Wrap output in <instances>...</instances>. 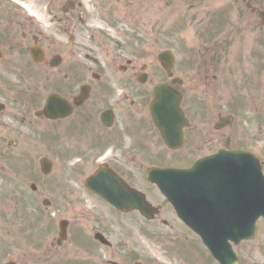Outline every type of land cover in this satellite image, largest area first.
Segmentation results:
<instances>
[{
    "label": "rangeland",
    "instance_id": "1",
    "mask_svg": "<svg viewBox=\"0 0 264 264\" xmlns=\"http://www.w3.org/2000/svg\"><path fill=\"white\" fill-rule=\"evenodd\" d=\"M92 1L82 0L86 9L83 13L85 25L77 22L74 13L70 15L73 18H69L66 23L62 21L60 28H57L53 19L60 17L56 11L62 5L63 0H0V32L8 30L20 34L22 30L16 25L20 23L27 25L26 18L23 21L21 19L12 20V7L15 5L24 11L26 16H30V24L33 23L30 30H34L35 33L37 30L42 34H72L71 37L73 36L75 41L82 43L83 58L87 57L89 61L93 58L95 60L96 51L103 48L97 44V41L95 45L91 40V35L89 36V34H97L99 38L106 40L107 47L110 46L118 57L124 59L121 61L122 64L129 59L137 63H152L150 60L152 54L149 49L147 58L142 60L139 57L142 51L139 36L145 34L144 31L135 32L134 26L139 20L144 24L154 25L155 22L162 24V30L159 29L161 31L158 33L153 31L152 34L161 35L164 43L163 49L177 47V39L180 40V47L190 48V51L186 53L185 61L179 60V68H189L195 57V50L192 49L205 44L203 38L207 34H203L200 30L195 31L188 25L194 14H189L191 7L186 0H158V3L150 7L146 4L138 5L137 0H129L132 5L130 9L125 8L126 1L121 0L115 7L120 21L112 26V19L115 15H109L104 9L101 11L97 6V0ZM98 2L103 7L105 5L104 8H112L115 0H98ZM19 3H22L23 7ZM156 10H161V12H156ZM159 14L162 16L160 17ZM134 15L137 16L136 22L132 21ZM201 20L205 24V31L210 32L211 23H207L208 18H201ZM181 27L183 30L180 29ZM103 34H124L122 37L115 38V42L119 39L120 44L123 46L126 44V48L114 42L116 50V47L108 40V38L112 39V36ZM146 34L149 32L147 31ZM69 38L70 36H63L62 41L68 49H71L75 47V43L70 44ZM215 38L219 39L213 43L221 42L227 51V78L225 92L220 100L226 104L229 103L231 107L234 104V128L239 136V149L253 154L260 161L264 172V30L258 27L255 20H247L243 21L241 33L227 37V42L222 34H208L206 43ZM101 57L104 55H100ZM24 63L25 61L19 55V65L22 66ZM152 69L154 68L151 67V73H154ZM15 73L17 75L11 74L6 68L0 69V77L4 84L0 87V102H4L7 106V111L0 113V255L4 250L11 254L13 244L16 249L18 245H29L25 242L28 237L41 244L52 225L55 226L61 220H68L72 222L71 224H75L76 226L72 229L76 230V236L85 243L84 234L89 233L86 228L91 225L94 218H97L100 221L99 228L107 232L113 249V256L110 258L106 249L99 248L100 260L110 258L108 260L117 264L144 263L142 261L144 260V264H153L154 259L159 258L163 261L165 258L164 262L167 264H181L180 257L176 254L175 258L172 254L177 248L180 251L182 245L178 247V243H175L170 246L165 257L160 256L154 249V246L160 243L159 237H167V234H171V236H180L183 244L187 245L185 248L188 250V264H190L191 252L193 256L199 258L195 264H204L207 261L209 264H216L209 254H206L196 237L191 236L184 228L188 236L182 233L180 225L171 224L169 227H163L158 223L146 224L144 222H141V225L136 215L120 219L117 214L109 212L103 203L84 190L82 191L80 181L86 176L85 170L88 166L80 170L70 167L71 171H64L59 161L54 174L50 177L41 176L39 162L43 158L50 160L53 152L57 153L59 149L61 151L62 142L54 141L59 138L58 134H46L42 123L35 122L32 113L26 110L25 102L32 92L29 88L25 91L28 84L21 81L20 73L17 71ZM248 76H250L249 79ZM38 85V88L43 86L42 80H39ZM191 106L193 108L192 117L198 124H202L208 115L215 116L222 108L220 105H214L207 110H203L204 108L198 110L193 103ZM203 106L206 108L205 103ZM138 109L140 122L133 127V131L139 137L143 153L141 158L146 161L153 158L156 163H159L160 149L151 145V135L147 136L148 140L143 138L144 132L149 131L143 99L140 100ZM133 116L136 115L133 114ZM192 156L193 153L187 151L180 154L177 159L179 163L190 164L198 159H190ZM74 160H76L75 157L68 160L71 166L75 165ZM31 184L37 187L35 193L30 191ZM148 193L155 199L152 191L148 190ZM45 199L49 201L51 208L42 207L41 203ZM27 225L33 226L34 231L31 236L28 231H25ZM94 226H97L96 221ZM137 227L142 232L146 228L144 232L146 235L137 231ZM83 229L86 233L81 234ZM169 239L179 240V238ZM66 248L68 249L67 264H73L72 256L75 257L73 253L75 246L69 241ZM163 250L160 247L162 254ZM234 251L239 257L240 264H264V220L257 221L256 233L252 240L240 243ZM148 255H153L152 259ZM180 255L182 257L183 252Z\"/></svg>",
    "mask_w": 264,
    "mask_h": 264
},
{
    "label": "flooded vegetation",
    "instance_id": "2",
    "mask_svg": "<svg viewBox=\"0 0 264 264\" xmlns=\"http://www.w3.org/2000/svg\"><path fill=\"white\" fill-rule=\"evenodd\" d=\"M250 1L246 3L248 8L252 7L253 2L260 0ZM239 2L245 3V0H239ZM59 35L53 39L50 35L41 34L37 30L36 33L29 31L28 34L22 31L21 40H19L16 32L0 33V48L2 46L7 55L3 62V65L6 63L4 68L10 72L14 70L18 66L17 58L9 55H17L21 52L28 65L27 70L21 73V76L27 81L29 90L32 92L27 97L28 110L32 112L35 122L44 125L46 134H58L59 138L54 141L62 142L61 151L59 149L62 167L64 164L66 168L65 160L68 156L69 159L72 158L83 134H85V140L81 144H85V146L81 151L83 164L89 163L90 165L87 171L104 165L112 168L126 182L140 181L144 167L158 164L153 158L149 161L141 158L143 153L139 137L133 131V127L140 122L138 105L144 98L142 91L146 95L148 93L145 85H139L137 81V76L142 71V65L128 64L122 70L124 80L119 84V89H108L107 86L112 78V74L109 72L113 68V63L97 62L96 60L84 62L82 48L68 49L62 42V34ZM97 44L99 45L100 42ZM33 46L41 48L44 52V62L39 65L34 64L27 54V50ZM213 49L216 47L209 48L199 54L200 64L189 68H176V66L174 68V75L182 81L181 86H176L177 89H175L182 94L183 106L190 114H193L191 104L195 95L210 97L214 91L212 82L216 81V77L212 73L216 64L206 63V57ZM159 73L163 79L164 73L161 70ZM39 80L43 82L41 88H38ZM167 81L165 77L163 82ZM48 97L56 99L58 106H55L54 110L59 111L60 115L57 119L35 117V113L42 108ZM105 111L113 113L112 127L106 128L101 122V114ZM93 114L95 115L93 116ZM217 116L219 117L220 114ZM145 119L149 123V131L144 132L143 138L148 140L147 136L151 135V145L158 147L162 143L160 137L147 114ZM232 129V127L217 129L215 127L191 126L185 130L184 140L187 143L191 134L201 131L200 134H205V137L200 143V148L210 149L214 146L211 136L220 135L227 145L229 137L225 131ZM131 166L136 168L134 175L129 172ZM53 235L49 232V242L43 255L32 252L27 256L29 260H20L18 251L13 254L14 250L12 254H7L9 251L4 250L0 255V264H42L46 257L66 256L67 240L59 243L56 234ZM69 236L71 237V231L67 233V238ZM90 236H94V234H89L83 254L87 264H98L97 243Z\"/></svg>",
    "mask_w": 264,
    "mask_h": 264
},
{
    "label": "water",
    "instance_id": "3",
    "mask_svg": "<svg viewBox=\"0 0 264 264\" xmlns=\"http://www.w3.org/2000/svg\"><path fill=\"white\" fill-rule=\"evenodd\" d=\"M173 109H177L173 93L163 87L157 88V101L153 106L154 114L163 120L171 118L168 125H172L177 121ZM227 164H238L239 168L242 169L243 176L253 182V185L250 187L252 191L251 196H248L243 189H240L239 203L236 200L237 194L232 195L234 198V202L232 203L233 211H226L225 214L223 212L228 202L224 200L222 193L220 194L222 206L215 205V203L205 204L196 202L192 206L196 209L192 221L189 222L187 220L188 214L179 213V215L189 227L202 237L213 256L221 264H236L234 256L230 252H225L227 240L230 239L237 243L241 239L250 238L253 234L255 221L260 216L264 217V183L255 161L250 156L239 154V159L221 157L212 162H203L198 164L192 172L191 181H194L196 187H204L210 184L209 176H212V182L216 177H225L228 173L233 172L224 167ZM41 167L45 170L47 164L42 161ZM189 175L184 174L182 178H178L179 183L187 181ZM90 181L93 180L91 179ZM120 189L123 190L121 187ZM96 192L117 208L124 209L126 207V200L124 198H118L111 194L107 196L105 193H101L103 190L100 187L96 188ZM252 198L256 199V205L253 203ZM237 207H239V210ZM207 208L210 209L204 211ZM144 215L148 216L149 214L145 213ZM231 219L232 223L225 224Z\"/></svg>",
    "mask_w": 264,
    "mask_h": 264
}]
</instances>
